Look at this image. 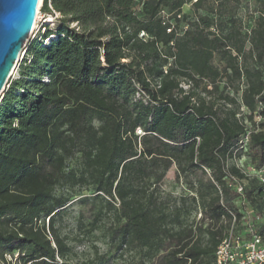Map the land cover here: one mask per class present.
Returning <instances> with one entry per match:
<instances>
[{"label": "trees", "instance_id": "trees-1", "mask_svg": "<svg viewBox=\"0 0 264 264\" xmlns=\"http://www.w3.org/2000/svg\"><path fill=\"white\" fill-rule=\"evenodd\" d=\"M191 1L42 0L55 28L45 24L26 44L0 97V264H66L57 258L69 248L54 226L68 200L55 189L65 183L85 185L94 206L112 211L117 245L136 257L130 264H215L232 215L243 229L237 200L264 218L261 185L247 180L241 197L226 178H243L226 164L243 147L249 163L264 162V13L246 49L207 16L177 32L170 20ZM226 76L246 79L248 124L235 107L181 87L206 80L215 88ZM76 155L80 166L69 167ZM172 164L184 180L199 173L197 221L158 199Z\"/></svg>", "mask_w": 264, "mask_h": 264}, {"label": "rangeland", "instance_id": "rangeland-1", "mask_svg": "<svg viewBox=\"0 0 264 264\" xmlns=\"http://www.w3.org/2000/svg\"><path fill=\"white\" fill-rule=\"evenodd\" d=\"M140 0H136V8L139 7ZM194 0L181 6L177 18H171V23L177 32H181L186 25L194 23L199 16H207L213 19L214 27H218L224 34L234 33L238 39H245V47L249 48L248 38L250 29L256 24L260 13H264V0H205L201 6H195ZM40 4V3H39ZM38 4V5H39ZM160 12L162 19L166 18V12ZM51 15L39 11L34 28L26 42L28 44L33 39H40L44 32L45 24L48 28H55L56 21L48 22ZM52 17V16H51ZM202 25V23L200 24ZM22 54V53H21ZM23 55L9 78V81L18 75V66L22 61ZM246 62L254 65L252 58L248 57ZM213 63L222 67L219 56H215ZM217 86L214 88L207 84L206 80H198L197 83L181 82L183 89L193 87L197 96L204 97L206 101H212L217 107H235L238 110V117L246 120L247 111L242 105L240 94L246 86L244 77H221L216 80ZM224 97L231 98L233 102H228ZM255 120L258 118L255 116ZM233 158L226 160V164L238 165L243 170H248L251 163L245 151V147L236 150ZM68 166L78 168L80 161L78 155L68 161ZM208 173L204 177H208ZM196 177L199 173L190 174L187 179H182L176 171L174 164L166 172L163 180L158 185V199L163 203L167 210L179 207L182 217L186 222L197 221L200 218V210L192 199L194 190L192 189ZM57 195L67 197V202L56 215L54 226L66 246L69 248L64 258H57L66 264H79L85 261L94 264H130L136 257L131 250H125L124 246L119 247L116 238L112 235V230L116 226V219L112 211L105 209L99 210L100 204H93L95 194L85 185L61 184L55 189ZM243 211L252 210L246 202L238 200ZM117 206V202H115ZM254 211V210H252ZM47 223V219H45ZM203 236V235H202ZM14 256L7 255V259H14Z\"/></svg>", "mask_w": 264, "mask_h": 264}, {"label": "built area", "instance_id": "built-area-1", "mask_svg": "<svg viewBox=\"0 0 264 264\" xmlns=\"http://www.w3.org/2000/svg\"><path fill=\"white\" fill-rule=\"evenodd\" d=\"M41 4L42 0L37 15ZM236 167L240 169L243 178L240 179L227 171L226 178L227 184L241 197H244V185L247 180H255L264 192V162L260 166L251 165L248 170H243L238 165ZM263 222L262 214L252 210L244 211L241 218L243 229L236 230L238 224L235 216L232 215L229 229L216 247L215 264H264Z\"/></svg>", "mask_w": 264, "mask_h": 264}, {"label": "water", "instance_id": "water-1", "mask_svg": "<svg viewBox=\"0 0 264 264\" xmlns=\"http://www.w3.org/2000/svg\"><path fill=\"white\" fill-rule=\"evenodd\" d=\"M39 0H0V97L24 54Z\"/></svg>", "mask_w": 264, "mask_h": 264}, {"label": "bare ground", "instance_id": "bare-ground-1", "mask_svg": "<svg viewBox=\"0 0 264 264\" xmlns=\"http://www.w3.org/2000/svg\"><path fill=\"white\" fill-rule=\"evenodd\" d=\"M39 3H41V0H39L38 4H39ZM39 5H40V4H39ZM49 21H50V22L52 21V17H51V16H50L49 19H48V22H49ZM35 22H36V21H35ZM35 22H34V25H35ZM34 25H33V27H34ZM51 37H53V36H51Z\"/></svg>", "mask_w": 264, "mask_h": 264}]
</instances>
